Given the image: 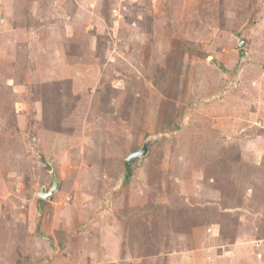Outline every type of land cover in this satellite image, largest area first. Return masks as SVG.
<instances>
[{
  "label": "rangeland",
  "instance_id": "rangeland-1",
  "mask_svg": "<svg viewBox=\"0 0 264 264\" xmlns=\"http://www.w3.org/2000/svg\"><path fill=\"white\" fill-rule=\"evenodd\" d=\"M0 264H264V0H0Z\"/></svg>",
  "mask_w": 264,
  "mask_h": 264
},
{
  "label": "water",
  "instance_id": "water-1",
  "mask_svg": "<svg viewBox=\"0 0 264 264\" xmlns=\"http://www.w3.org/2000/svg\"><path fill=\"white\" fill-rule=\"evenodd\" d=\"M245 41H246V38L244 37V35H242L240 43H239V47H242L245 44ZM149 143H150V141H145L141 148L131 152L126 157V161L132 162L134 159L142 158V157L146 156L148 154V151H149ZM51 176L53 179V185L49 189H46V188L41 189L39 196L42 198L50 197L59 188L60 182L58 181V179L56 177L54 167L51 170Z\"/></svg>",
  "mask_w": 264,
  "mask_h": 264
},
{
  "label": "crops",
  "instance_id": "crops-1",
  "mask_svg": "<svg viewBox=\"0 0 264 264\" xmlns=\"http://www.w3.org/2000/svg\"><path fill=\"white\" fill-rule=\"evenodd\" d=\"M5 2H12L11 0H9V1H7V0H4ZM15 1V0H14ZM18 1H20V0H16V2H18Z\"/></svg>",
  "mask_w": 264,
  "mask_h": 264
},
{
  "label": "trees",
  "instance_id": "trees-1",
  "mask_svg": "<svg viewBox=\"0 0 264 264\" xmlns=\"http://www.w3.org/2000/svg\"><path fill=\"white\" fill-rule=\"evenodd\" d=\"M127 164H130L129 162H126Z\"/></svg>",
  "mask_w": 264,
  "mask_h": 264
}]
</instances>
